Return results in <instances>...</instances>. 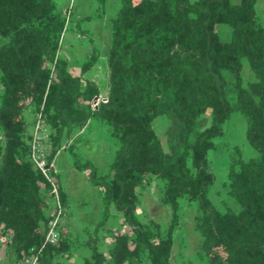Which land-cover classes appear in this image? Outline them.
I'll use <instances>...</instances> for the list:
<instances>
[{
    "label": "trees",
    "instance_id": "16d2710c",
    "mask_svg": "<svg viewBox=\"0 0 264 264\" xmlns=\"http://www.w3.org/2000/svg\"><path fill=\"white\" fill-rule=\"evenodd\" d=\"M257 1L121 0L100 84L88 76L100 58L93 37L78 75L61 49L66 27L87 35L82 24L93 16L74 19L71 12L68 21L70 0L64 8L57 0H0V245L12 251L13 264L43 243L52 217L51 182L30 158L42 106L49 165L66 150L101 191L103 215L86 231L84 264H171L183 201L198 209L199 264H264V23ZM223 24L232 27L230 41L219 36ZM242 59L256 76L247 85ZM234 112L244 114L246 138L259 154L244 158L233 146L227 198L217 205L209 197L217 177L208 153ZM160 115L174 122L167 149L153 124ZM92 121L108 126L117 145L106 174L78 149L77 134ZM49 174L67 206L58 174L51 167ZM156 180L160 201L172 212L166 227L138 213L142 190ZM113 210L122 212L128 229L113 230L106 252L99 232ZM72 246L62 231L46 247L43 264H61Z\"/></svg>",
    "mask_w": 264,
    "mask_h": 264
},
{
    "label": "crops",
    "instance_id": "0c3cea01",
    "mask_svg": "<svg viewBox=\"0 0 264 264\" xmlns=\"http://www.w3.org/2000/svg\"><path fill=\"white\" fill-rule=\"evenodd\" d=\"M57 1L59 5L64 8L69 0ZM78 1V9L76 6V9L74 8V6L72 9V16L74 19H79L90 15L87 11L89 8L87 2L89 0H86V2L83 0L81 3L80 0ZM116 5L117 7H120L121 0H116ZM99 8L103 9V6H99ZM112 17L113 16H108L106 20L110 19L111 22ZM101 20L102 19L90 20L87 21L86 24L83 23V26L86 25L87 27V25H89L91 22L99 21V23H93L90 29H86L88 31L87 35H82L80 37L79 34L75 31L73 32L72 30H69L64 36L61 49L63 55L66 56L70 61L69 70L73 75L80 74V65L85 59L84 57H87L88 54L93 50L89 35L93 37L95 42H97L99 49H101V47L104 49V58L107 57L112 36L109 27L110 25L105 26ZM99 61L100 60H98V62ZM88 76L96 80L100 84L104 83L106 80L105 71L103 75L95 74L93 71L92 73H90L89 71ZM77 135L78 138H80L78 149L82 151V155L92 160L98 167L100 173L106 174L109 171V166L114 161L117 152V145L110 134L109 127L102 124L100 121H92ZM50 167L55 174H58L59 181L62 183L67 193L68 205L66 207L69 211V225L65 230V234L73 243L72 251L65 255H61L59 257V261L61 262V264H84L85 257L89 256L88 248L83 245L87 235L86 231L93 229L103 215L101 191L97 186L89 181L88 176L85 172L77 169L74 166L66 150H60L52 158ZM160 195V180L152 182L142 190L141 203L138 208V213L145 216L142 221L153 219L160 222L159 220H157V214L159 213H164L165 218L170 219V213H172L171 208H169L170 206L165 207L168 205L163 204L160 201ZM47 212L49 215H51L53 212L52 201L48 206ZM114 213L118 214L116 210L112 211L113 215ZM197 213L198 210H191V214H193V217L192 221H190L191 224L188 227L189 240L187 242H184V254L182 253V251L180 253V245L175 243L174 237L171 264H173V262L178 259V256H180L179 259L182 258L181 260L183 261L185 260V258L188 260L193 259V255L197 251H199L201 238L196 235L197 233L194 229L193 221ZM115 229L123 231H126L128 229V225L124 216L118 223L110 224L107 221L104 228L100 230V248L103 251L107 252L110 250L113 242L112 233ZM192 243L194 244L193 248L191 247ZM0 247L2 249H6L4 244L0 245ZM5 255L6 256L4 258L0 259V264H13L12 251L6 249Z\"/></svg>",
    "mask_w": 264,
    "mask_h": 264
},
{
    "label": "rangeland",
    "instance_id": "374dc122",
    "mask_svg": "<svg viewBox=\"0 0 264 264\" xmlns=\"http://www.w3.org/2000/svg\"><path fill=\"white\" fill-rule=\"evenodd\" d=\"M82 1L83 0H80V3ZM84 1L86 2V0ZM232 1L235 4L240 2V0H232ZM78 2H79L78 0H73V6L75 9L76 7L78 9V6H77ZM118 2H117V5H118ZM257 2H258L256 4L257 13L260 16L262 23H264V0H258ZM87 5L89 6L87 10L89 12L88 14L93 16L92 20L102 19L101 21L104 23L105 26L110 25L109 27L111 30L110 19L109 20H106V19L108 16H115L117 10L119 9V6L117 7L116 5V0H106L104 4L100 3L98 0H89L87 2ZM99 6H103V9L99 8ZM95 22L99 23V21H95ZM95 22L94 21L91 22L89 25H87V27L86 25L83 26L82 24V28L90 29V27H92L93 23ZM72 31L74 32L76 30L73 29ZM218 32H219L220 38L223 41L231 40L232 27L230 24L221 25L218 29ZM79 36L81 37L82 35L79 34ZM84 58L86 59V57ZM99 60L100 61L97 63L95 68L90 71V73H92V71L98 75L99 74L103 75L104 71L106 73L107 60H106V57L104 58V49L102 47L100 49ZM242 78H243L242 80H243L244 85H247L249 82L256 80V76L254 72L250 69L245 59H242ZM173 123H174L173 120L170 119L167 115H160L156 117L153 123L154 128L156 129L159 137L161 138L162 144L166 149L169 146L168 132H169V129L173 126ZM246 129H247V120L244 114H242L241 112H234L232 114L231 119L225 124L224 134L220 136L218 139H216L217 148L211 149L208 153L209 164L212 170L215 172L216 177H217L212 190L209 192V197L217 205L221 204L222 199L227 198V183H226L227 168L229 166V153L232 150L233 146L237 145L241 149L244 158L255 157L259 154L256 148L248 142L246 135H245ZM67 154L70 156L69 152H67ZM80 154L81 156H83L82 151H80ZM219 190H220V194L217 193V191ZM232 202L234 206L237 205L235 201H232ZM165 207H169V205ZM191 210H198L196 204H189L188 202L183 201L182 206H181V211L183 212V219H182L180 227L177 228L176 231L174 232L175 243L180 245V253L181 251L183 253L184 242H187L189 240L188 227L191 224L190 221H192V217H193V214H191ZM139 215H141L140 217H142V219L145 218V216H143L142 214H139ZM157 216H158L157 220H159L163 224V226L165 225L168 226L171 220V217H172L171 213H170V219H166L164 213H159L157 214ZM122 217H123L122 212H118V214L114 213V215L112 214L108 218V222L110 224L118 223L120 219H122ZM68 225L69 223L67 224V226L64 228L63 231H65L68 228ZM196 235L200 237L198 233ZM193 246L194 244L192 243L191 247L193 248ZM196 253L193 255L194 256L193 259L188 260L185 258L184 261L181 260L182 258L179 259L180 256H178V259L174 261L173 264H199L198 261L196 260V256H195ZM5 254H6V249H2L0 247V259L4 258L6 256Z\"/></svg>",
    "mask_w": 264,
    "mask_h": 264
},
{
    "label": "built area",
    "instance_id": "2783aa9c",
    "mask_svg": "<svg viewBox=\"0 0 264 264\" xmlns=\"http://www.w3.org/2000/svg\"><path fill=\"white\" fill-rule=\"evenodd\" d=\"M73 9V0L69 3L68 21ZM69 26V24H67ZM68 28L66 27L63 37L66 35ZM62 37V38H63ZM63 41V39H62ZM43 110V106H42ZM40 110L34 120L30 137V158L35 166L44 173L52 185V217L48 222L45 232V239L42 244L29 248L27 254L15 261L14 264H43V256L46 247L51 244L58 243L61 232L67 226L69 221V211L62 201L61 194L56 181L50 176L48 163V155L50 151L49 136L50 128L46 123L43 111Z\"/></svg>",
    "mask_w": 264,
    "mask_h": 264
}]
</instances>
